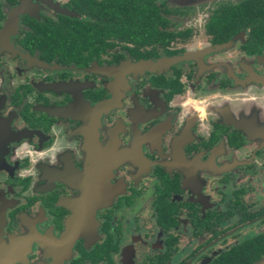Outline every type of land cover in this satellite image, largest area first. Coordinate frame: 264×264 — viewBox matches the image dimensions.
<instances>
[{
	"label": "flooded vegetation",
	"instance_id": "1",
	"mask_svg": "<svg viewBox=\"0 0 264 264\" xmlns=\"http://www.w3.org/2000/svg\"><path fill=\"white\" fill-rule=\"evenodd\" d=\"M75 1L0 0V264H209L263 232L264 13L157 0L168 46L99 52Z\"/></svg>",
	"mask_w": 264,
	"mask_h": 264
},
{
	"label": "trees",
	"instance_id": "2",
	"mask_svg": "<svg viewBox=\"0 0 264 264\" xmlns=\"http://www.w3.org/2000/svg\"><path fill=\"white\" fill-rule=\"evenodd\" d=\"M157 0H76L79 12L91 16L93 22H76L72 27L78 31L71 34L73 44L91 43L99 39V52L108 48L133 44L136 48L145 45L168 46L175 35L167 32L170 22L164 17L167 10ZM222 11L238 13L245 20L258 22L264 13V0H251L237 6L224 7ZM234 22L236 19H229ZM223 22V23H222ZM226 18H214L211 25L224 27ZM232 26V24L230 25ZM261 24L256 27H260ZM264 27V25H262ZM82 39V40H80ZM252 213L247 219H251ZM264 259V231L251 235L218 254L209 264H256Z\"/></svg>",
	"mask_w": 264,
	"mask_h": 264
},
{
	"label": "rangeland",
	"instance_id": "3",
	"mask_svg": "<svg viewBox=\"0 0 264 264\" xmlns=\"http://www.w3.org/2000/svg\"><path fill=\"white\" fill-rule=\"evenodd\" d=\"M217 1H236V0H175L172 4L179 9L182 10L185 9L188 13V17L180 21L176 20V25H178V27H183L185 25L193 26L198 29H201L207 11H209L212 6L210 3ZM208 7L210 8L208 9ZM203 40H204L203 35L201 31H199L198 35L195 36L194 40L192 41V44L189 45L188 48L191 50L197 49L198 46L202 48ZM249 188L253 191L249 200L252 198L254 199L258 198L256 190L260 189L259 181L256 180L252 181ZM253 227L249 229L247 228L243 229L240 237L248 236L251 233V230H253L252 229Z\"/></svg>",
	"mask_w": 264,
	"mask_h": 264
},
{
	"label": "water",
	"instance_id": "4",
	"mask_svg": "<svg viewBox=\"0 0 264 264\" xmlns=\"http://www.w3.org/2000/svg\"><path fill=\"white\" fill-rule=\"evenodd\" d=\"M256 264H264V259H262L261 261L257 262Z\"/></svg>",
	"mask_w": 264,
	"mask_h": 264
}]
</instances>
